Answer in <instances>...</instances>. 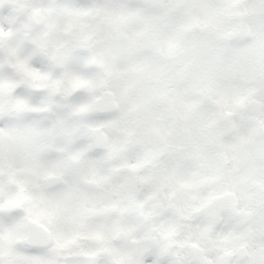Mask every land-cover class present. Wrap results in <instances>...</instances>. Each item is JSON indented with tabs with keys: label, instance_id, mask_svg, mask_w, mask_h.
<instances>
[{
	"label": "clouds",
	"instance_id": "obj_1",
	"mask_svg": "<svg viewBox=\"0 0 264 264\" xmlns=\"http://www.w3.org/2000/svg\"><path fill=\"white\" fill-rule=\"evenodd\" d=\"M0 264H264V0H0Z\"/></svg>",
	"mask_w": 264,
	"mask_h": 264
}]
</instances>
